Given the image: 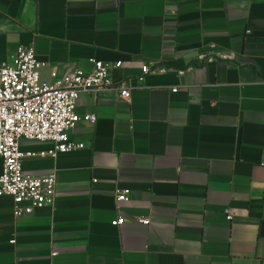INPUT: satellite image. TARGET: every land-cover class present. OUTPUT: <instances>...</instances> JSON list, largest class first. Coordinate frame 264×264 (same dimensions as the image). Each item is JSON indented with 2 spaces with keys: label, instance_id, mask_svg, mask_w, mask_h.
Instances as JSON below:
<instances>
[{
  "label": "crops",
  "instance_id": "crops-1",
  "mask_svg": "<svg viewBox=\"0 0 264 264\" xmlns=\"http://www.w3.org/2000/svg\"><path fill=\"white\" fill-rule=\"evenodd\" d=\"M20 45L46 84L120 61L130 97L79 95L81 149L20 140L54 200L16 217L0 196V264H264V0H0V61ZM210 48L234 58L197 62ZM150 62L169 69L137 81Z\"/></svg>",
  "mask_w": 264,
  "mask_h": 264
},
{
  "label": "built area",
  "instance_id": "built-area-1",
  "mask_svg": "<svg viewBox=\"0 0 264 264\" xmlns=\"http://www.w3.org/2000/svg\"><path fill=\"white\" fill-rule=\"evenodd\" d=\"M216 58L233 59L234 54L226 56L207 49L196 55L197 62L210 63ZM90 70L73 68L58 74L51 70V84L40 81L39 68L44 63L36 60L32 47L18 46L14 52L0 61V196L12 199V212L16 217L31 214L34 210L52 205L54 200L55 172L32 176L24 173L22 163L35 153L20 150L21 139L50 141L52 147L40 151V156H55L83 148L82 142L70 138L69 132L81 118L75 112L77 99L81 93L98 92L107 88H116L119 96L128 100L129 87L124 80L114 81L111 70L119 68L120 61L105 62L91 60ZM141 74L136 77L142 81L149 73L163 74L169 68L156 65L155 62L140 66ZM178 74L182 71L178 70ZM176 91L177 88L171 89ZM82 118L94 122V114H84ZM130 190L124 188L115 194L116 201H126ZM227 220L231 215H226ZM122 217L111 221L117 226L123 223ZM142 224L147 219L138 220ZM14 239L10 243H14Z\"/></svg>",
  "mask_w": 264,
  "mask_h": 264
}]
</instances>
